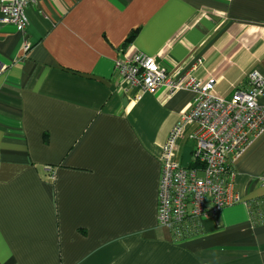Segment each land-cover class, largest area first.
Masks as SVG:
<instances>
[{
  "label": "crops",
  "instance_id": "1",
  "mask_svg": "<svg viewBox=\"0 0 264 264\" xmlns=\"http://www.w3.org/2000/svg\"><path fill=\"white\" fill-rule=\"evenodd\" d=\"M25 14L23 32L0 23V264H264L250 206L264 134L234 163L232 204L174 240L157 222L159 157L193 94L134 98L114 68L142 52L184 75L200 57L192 75L228 99L264 78V0H40ZM193 148L185 133L176 160L191 166Z\"/></svg>",
  "mask_w": 264,
  "mask_h": 264
},
{
  "label": "built area",
  "instance_id": "2",
  "mask_svg": "<svg viewBox=\"0 0 264 264\" xmlns=\"http://www.w3.org/2000/svg\"><path fill=\"white\" fill-rule=\"evenodd\" d=\"M38 1L1 0L0 23L23 32L28 23L25 9ZM28 49L29 44L24 43V50ZM201 65L202 60L197 57L187 73L175 75L160 67L154 57L135 52L117 61L114 67L118 88L134 90V98L159 90L167 95L179 90L193 94L190 109L171 128L159 157L157 222L174 240L194 235L202 219L232 204L227 197L234 163L264 134V101L260 102L264 78L260 73L251 71L247 87L236 89L226 99L215 95L214 78L200 80L192 75ZM185 133L194 145L192 165L188 167L175 158L177 143ZM259 182L264 185V177ZM250 206L256 222L264 223V198H257Z\"/></svg>",
  "mask_w": 264,
  "mask_h": 264
},
{
  "label": "trees",
  "instance_id": "3",
  "mask_svg": "<svg viewBox=\"0 0 264 264\" xmlns=\"http://www.w3.org/2000/svg\"><path fill=\"white\" fill-rule=\"evenodd\" d=\"M132 35H130L127 39H126V43H128V42H130L131 40L130 39H132Z\"/></svg>",
  "mask_w": 264,
  "mask_h": 264
}]
</instances>
